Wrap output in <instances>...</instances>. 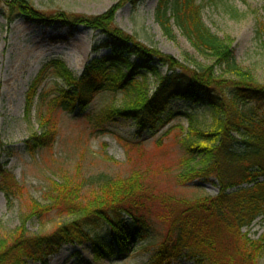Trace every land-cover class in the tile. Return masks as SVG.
<instances>
[{
  "label": "trees",
  "instance_id": "16d2710c",
  "mask_svg": "<svg viewBox=\"0 0 264 264\" xmlns=\"http://www.w3.org/2000/svg\"><path fill=\"white\" fill-rule=\"evenodd\" d=\"M4 9L31 23L83 25L103 35L101 48L107 50L79 78L57 63L50 65L66 88L39 92V107L51 113L46 131L25 141L27 152L47 150L54 143L52 112H83L95 94H122L126 99L122 108L109 106L94 116L96 128L123 119L135 122L140 131L152 130L157 122H168L162 115L173 100H181L209 111L211 124L208 131L189 129L180 139L175 182L183 187L213 179L218 193L195 199L156 195L153 184L137 171L124 179L101 177L92 185L85 179L71 184L65 177L61 184H51L46 197L50 207L34 204L30 213L36 218L59 213L71 220L47 236L31 237L17 229L0 237V264L43 263L62 246L81 241L91 244L96 260L126 255L150 238L156 225L159 239L148 264H173L182 258L195 264H260L264 234L251 240L242 231L258 219L264 223V86L237 65L229 43L204 25L195 0H158L155 21L168 40H175L176 30L195 52L212 61L210 66L193 59L183 65L140 44L114 26L113 11L92 17L45 16L30 0H0V15ZM255 34L264 48L262 23ZM155 63L168 71L160 73ZM148 75L157 81L152 93L144 86ZM4 166L0 164V191L9 199L13 184L5 178Z\"/></svg>",
  "mask_w": 264,
  "mask_h": 264
},
{
  "label": "rangeland",
  "instance_id": "374dc122",
  "mask_svg": "<svg viewBox=\"0 0 264 264\" xmlns=\"http://www.w3.org/2000/svg\"><path fill=\"white\" fill-rule=\"evenodd\" d=\"M202 8L204 25L229 43L236 63L250 70L264 86V48L256 39L259 23L264 27V0H195ZM33 9L45 16L65 13L77 17L114 13V26L140 44L166 55L175 62L190 65V59L210 66L212 61L201 56L175 30V40H168L155 21L158 0H30ZM0 15V164H5V178L13 184L9 199L0 191V237L21 229L31 237L47 236L71 219L59 213L36 218V208L50 207L46 200L51 184H61L68 177L71 184H96L101 177L124 179L132 171L145 176L158 194L195 199L215 196V180L195 181L178 186L175 177L182 156L179 141L189 129L208 131L209 111L189 102L173 100L155 129L140 131L133 121L118 120L96 128L91 122L107 107L122 108V94H95L88 107L79 113L52 112L51 127L56 137L52 146L37 148L33 154L25 141L46 131L51 113L38 105L42 89L66 84L50 65L57 63L79 78L94 59L106 55L101 48V33L83 25L76 27L56 22L53 25L31 23L11 16L4 9ZM164 74L161 63L153 64ZM125 72V69L123 70ZM144 86L152 93L156 79L148 75ZM43 116V117H42ZM104 130L98 133L96 130ZM2 177V176H0ZM87 189L81 191L86 197ZM37 209V210H38ZM158 225L150 238L139 242L126 255L96 260L87 241L64 245L46 257L43 263L30 264H148L158 243ZM245 233L251 240L264 234V223L256 220ZM104 235V232L100 233ZM173 264H195L186 258ZM264 264V259L260 262Z\"/></svg>",
  "mask_w": 264,
  "mask_h": 264
}]
</instances>
